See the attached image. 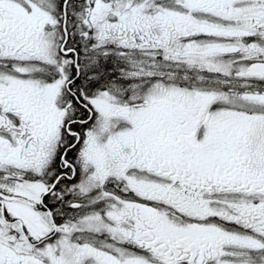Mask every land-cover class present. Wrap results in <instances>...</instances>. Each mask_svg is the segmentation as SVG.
<instances>
[{"label": "snow or ice", "instance_id": "obj_1", "mask_svg": "<svg viewBox=\"0 0 264 264\" xmlns=\"http://www.w3.org/2000/svg\"><path fill=\"white\" fill-rule=\"evenodd\" d=\"M0 264H264V0H0Z\"/></svg>", "mask_w": 264, "mask_h": 264}]
</instances>
